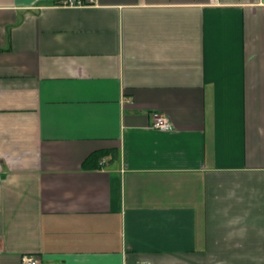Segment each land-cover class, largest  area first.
Returning <instances> with one entry per match:
<instances>
[{
  "label": "crops",
  "instance_id": "0c3cea01",
  "mask_svg": "<svg viewBox=\"0 0 264 264\" xmlns=\"http://www.w3.org/2000/svg\"><path fill=\"white\" fill-rule=\"evenodd\" d=\"M56 1L0 0V264H264V0Z\"/></svg>",
  "mask_w": 264,
  "mask_h": 264
},
{
  "label": "built area",
  "instance_id": "2783aa9c",
  "mask_svg": "<svg viewBox=\"0 0 264 264\" xmlns=\"http://www.w3.org/2000/svg\"><path fill=\"white\" fill-rule=\"evenodd\" d=\"M97 4V0H57L55 5L58 7L65 8H83V7H93ZM153 118V129L168 132L173 129L172 123L170 120L160 112H154L151 114ZM106 160H102V164H104ZM2 250V246L0 244V251ZM22 264H40V261L35 256H25L22 260Z\"/></svg>",
  "mask_w": 264,
  "mask_h": 264
},
{
  "label": "trees",
  "instance_id": "16d2710c",
  "mask_svg": "<svg viewBox=\"0 0 264 264\" xmlns=\"http://www.w3.org/2000/svg\"><path fill=\"white\" fill-rule=\"evenodd\" d=\"M95 156V155H94ZM101 155H98L97 157H100Z\"/></svg>",
  "mask_w": 264,
  "mask_h": 264
}]
</instances>
